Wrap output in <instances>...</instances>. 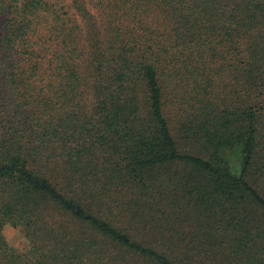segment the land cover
Returning a JSON list of instances; mask_svg holds the SVG:
<instances>
[{
  "label": "trees",
  "instance_id": "obj_1",
  "mask_svg": "<svg viewBox=\"0 0 264 264\" xmlns=\"http://www.w3.org/2000/svg\"><path fill=\"white\" fill-rule=\"evenodd\" d=\"M0 264H264V0H0Z\"/></svg>",
  "mask_w": 264,
  "mask_h": 264
},
{
  "label": "rangeland",
  "instance_id": "obj_2",
  "mask_svg": "<svg viewBox=\"0 0 264 264\" xmlns=\"http://www.w3.org/2000/svg\"><path fill=\"white\" fill-rule=\"evenodd\" d=\"M4 232L9 244L12 247L18 250H23L27 247L28 241L19 228H14L11 225H7Z\"/></svg>",
  "mask_w": 264,
  "mask_h": 264
}]
</instances>
